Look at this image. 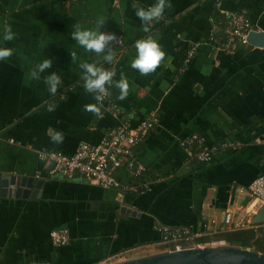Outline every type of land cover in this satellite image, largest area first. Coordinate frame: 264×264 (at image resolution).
I'll list each match as a JSON object with an SVG mask.
<instances>
[{
    "label": "crops",
    "instance_id": "obj_1",
    "mask_svg": "<svg viewBox=\"0 0 264 264\" xmlns=\"http://www.w3.org/2000/svg\"><path fill=\"white\" fill-rule=\"evenodd\" d=\"M167 2L171 7L145 32L133 4L147 8L156 0H0V47L13 51L0 60V173L43 181L35 198L30 197L33 185L25 186V196H0V264L30 259L107 264L158 251L163 243L154 228L157 221L212 241L229 230L255 226L256 204L239 188L264 173V47L235 40L229 50H221L212 35L226 11L245 13L253 30L264 32V0ZM101 19L102 32L120 33L124 40L123 46L111 47V62L104 53L86 52L71 36L76 24L99 30ZM5 24L15 34L12 41L3 40ZM149 37L165 58L145 76L131 61L135 42ZM45 59L52 61L51 68L39 80L31 79L33 67ZM81 61L105 70L112 66L114 81L129 82L124 100L117 98L119 89L106 85L119 113L104 102L102 118L84 110L97 101L84 90ZM51 72L60 77L54 95L44 83ZM149 112L156 113V126L115 172L124 183L137 182L140 191L48 173L52 164L41 153L72 154L80 142L95 144L110 128L134 126ZM50 129L64 134L63 143L51 141ZM193 133L208 144L227 140L239 146L201 163L179 143ZM138 162L147 170L133 180ZM239 220L247 223L234 228ZM55 228L67 229L66 244L52 243L49 233Z\"/></svg>",
    "mask_w": 264,
    "mask_h": 264
},
{
    "label": "built area",
    "instance_id": "obj_2",
    "mask_svg": "<svg viewBox=\"0 0 264 264\" xmlns=\"http://www.w3.org/2000/svg\"><path fill=\"white\" fill-rule=\"evenodd\" d=\"M228 17L227 39L220 44L221 50H229L231 44L237 40L241 44H247L246 36L250 30H253L249 20L243 13L236 11H226ZM110 33L114 39L110 42V47H121L124 44L123 37L120 33L110 30H104ZM194 49L189 50V57L193 54ZM188 57V59H189ZM112 71V66L109 67ZM103 102L106 109L113 113H119L117 106L104 98ZM157 122L155 112H149L138 124L128 126L125 123L110 128L99 140L92 144L80 142L72 154H64L58 151H47L40 154L41 158L47 163H53L49 168L50 175L60 174L67 179H72L75 175H81L90 184L98 185L103 188H116L122 191L135 190L134 185L124 184L118 179L114 172L121 166L122 159L131 155L132 149L144 140L150 128ZM187 155L200 161H210L218 151L227 149H236L239 143L224 140L221 144H208L204 136L193 133L179 140ZM264 146V141L262 142ZM199 146L197 150L193 146ZM264 163V147H263ZM145 169L142 163H138L135 173H140ZM241 193H246L256 204L255 212L260 206L264 205V173L253 179L247 187H240ZM251 218V216H249ZM247 223V221H246ZM245 223V224H246ZM242 220L233 222L234 228L245 225ZM161 234L163 244L172 242V245L165 249L180 250L195 245H202L203 242H197L196 237L199 232L189 231L187 227H170L165 224L156 223L155 227ZM50 238L54 245H63L69 241L68 231L65 228H55L50 231ZM212 241V240H211ZM208 242V241H205ZM11 264H50L48 261L31 260L22 263Z\"/></svg>",
    "mask_w": 264,
    "mask_h": 264
},
{
    "label": "clouds",
    "instance_id": "obj_3",
    "mask_svg": "<svg viewBox=\"0 0 264 264\" xmlns=\"http://www.w3.org/2000/svg\"><path fill=\"white\" fill-rule=\"evenodd\" d=\"M166 7H171V4L167 0H156L155 4L147 8L133 4L135 15L141 20L145 32L149 31L148 24L162 17ZM103 23V19L98 21L99 30L82 28L79 24H76L71 36L86 52H95L96 54L104 53V60L111 62L113 55L110 42L114 39V36L100 30V26ZM14 38L15 34L12 32L11 26L5 24L3 27V40L12 41ZM106 48L107 52L105 51ZM135 49L137 54L131 61V67L137 69L141 75L146 76L155 72L165 58V52L159 43L151 37L138 39L135 42ZM12 55L13 51L10 47H0V60L9 59ZM76 60L75 52H71V61L75 62ZM51 64L52 61L50 59H45L42 63L34 66L30 73V78L39 80L40 74L50 69ZM79 66L83 74V87L85 92L94 94V99L97 101V103L85 104L84 110L86 112L93 113L97 118L103 117L101 111L102 102L110 94L106 85L119 89V96L117 97L119 100L127 98L129 94V82L126 79L121 78L118 81H114V71L105 70L92 63L81 61ZM44 83L48 86L49 92L54 95L57 93L60 77L56 72H51L45 78ZM53 110L54 108L49 107V111ZM48 134L53 143H63L64 134L62 132L50 129Z\"/></svg>",
    "mask_w": 264,
    "mask_h": 264
},
{
    "label": "water",
    "instance_id": "obj_4",
    "mask_svg": "<svg viewBox=\"0 0 264 264\" xmlns=\"http://www.w3.org/2000/svg\"><path fill=\"white\" fill-rule=\"evenodd\" d=\"M246 40L251 46L264 47V32L250 30ZM42 183V180H34L31 176L0 173V196H25L28 193L24 189L25 186L33 185L30 197L35 198ZM121 210L134 213V210L126 207H122ZM252 221L264 222V205L254 212ZM107 264H264V252L221 239L180 250L160 249Z\"/></svg>",
    "mask_w": 264,
    "mask_h": 264
},
{
    "label": "trees",
    "instance_id": "obj_5",
    "mask_svg": "<svg viewBox=\"0 0 264 264\" xmlns=\"http://www.w3.org/2000/svg\"><path fill=\"white\" fill-rule=\"evenodd\" d=\"M240 13H243V12H240ZM243 14L247 18L246 14L245 13H243ZM228 27H229V25H228V17H227V14L224 13L223 17H221V15H220L219 19H216L215 30L216 31L218 30V31L215 32V30L213 29V33L214 34L212 35V39H218L219 38V42H221V43L224 42L227 39V29H228ZM110 97L111 96L108 95L107 99H110ZM156 124H157V122L150 128V130H152L156 126ZM223 141L216 142V144H221V142H223ZM134 148L132 149L131 155H129L126 158L122 159L121 166L123 164H125V162L130 161V159H132V157H134V153H133L134 152ZM198 148H199V146H197V145L193 146L194 150H197ZM231 150H235V149H231ZM223 152L224 151H218L217 154L215 156H213V159L210 160V161H200V160H198V161L201 162V163H209V162L213 161L214 159H217V158L223 156L225 154V152L224 153ZM193 160H197V159L194 158ZM138 163H140V162H138ZM146 170L147 169L145 167L144 170H142L140 173H137V174L132 171L133 172L132 174L134 176L133 180L141 178V175L144 172H146ZM114 175L116 176L115 172H114ZM122 183H124V182H122ZM124 184L134 185L136 187L135 190H125V191H131V192L140 191V187H139L137 182L136 183H134V182L126 183L125 182ZM155 223L165 224V223L160 222V221H157ZM262 223H264V222L254 223L255 226L251 227V228H241V229H236V230H229L227 232L219 234L218 237L220 236V238L226 240L227 242H229L231 244H237V245H240V246H243V247L255 248V249L259 250V251L264 252V226L261 225ZM165 225H168V224H165ZM168 226H170V225H168ZM178 226H180V225H178ZM178 226H170V227L174 228V227H178ZM189 231H192V230H189ZM208 240L210 241L209 237H202V238H197L196 239L197 242H205V241H208ZM171 245H172V242H169L167 244H163L160 249L168 248ZM31 260H37V259L24 260L22 262L31 261ZM41 261H45V260H41ZM22 262H18V263H22Z\"/></svg>",
    "mask_w": 264,
    "mask_h": 264
},
{
    "label": "rangeland",
    "instance_id": "obj_6",
    "mask_svg": "<svg viewBox=\"0 0 264 264\" xmlns=\"http://www.w3.org/2000/svg\"><path fill=\"white\" fill-rule=\"evenodd\" d=\"M262 226H264V223L261 224ZM204 243V242H203ZM151 251V250H150Z\"/></svg>",
    "mask_w": 264,
    "mask_h": 264
},
{
    "label": "flooded vegetation",
    "instance_id": "obj_7",
    "mask_svg": "<svg viewBox=\"0 0 264 264\" xmlns=\"http://www.w3.org/2000/svg\"><path fill=\"white\" fill-rule=\"evenodd\" d=\"M155 224H156V223H154V227H155ZM208 241H209V240H208ZM210 241H211V240H210Z\"/></svg>",
    "mask_w": 264,
    "mask_h": 264
}]
</instances>
